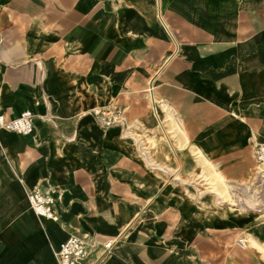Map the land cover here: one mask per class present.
Wrapping results in <instances>:
<instances>
[{"label":"crops","instance_id":"obj_1","mask_svg":"<svg viewBox=\"0 0 264 264\" xmlns=\"http://www.w3.org/2000/svg\"><path fill=\"white\" fill-rule=\"evenodd\" d=\"M98 107L124 123L104 128ZM24 110L32 133L0 130V264H57L71 235L89 244L81 264H264L230 244L253 214L209 212L153 170L191 178L201 152L245 196L264 142V0H0V114ZM35 186L58 221L31 209Z\"/></svg>","mask_w":264,"mask_h":264},{"label":"built area","instance_id":"obj_2","mask_svg":"<svg viewBox=\"0 0 264 264\" xmlns=\"http://www.w3.org/2000/svg\"><path fill=\"white\" fill-rule=\"evenodd\" d=\"M173 40L175 38L173 37ZM95 118L104 127L108 128L116 124H123L125 118L121 110H108L103 107H98L93 110ZM35 114L31 110H24L20 115L9 118L4 114H0V130H7L19 134H30L33 132ZM256 164L249 180L250 187L245 184L244 194L250 197L252 190H256V198L264 200V142L257 144L255 147ZM237 197H239L237 195ZM27 198L33 212L39 216L54 221L59 220V216L55 211V200L49 192H45L42 188L35 186L27 192ZM255 203V202H254ZM254 208V209H252ZM249 209L254 211H264V201L262 204H255ZM115 240H109L104 243V252L108 253L114 246ZM235 245L242 250L249 247V241L245 238H238ZM93 249H98L99 244L92 240L90 245ZM89 244L84 237L71 235L65 239L56 251L58 264H81L90 255Z\"/></svg>","mask_w":264,"mask_h":264},{"label":"rangeland","instance_id":"obj_3","mask_svg":"<svg viewBox=\"0 0 264 264\" xmlns=\"http://www.w3.org/2000/svg\"><path fill=\"white\" fill-rule=\"evenodd\" d=\"M160 128L163 131V133H161L162 136H164L165 133L169 135L167 130L163 126L162 120L160 123ZM127 132H129V130ZM133 134L136 135L137 137H143V139L145 140L143 144H145V146L152 147V146L157 145L155 144V138L152 139V137L148 136V134H142V136H140L139 134L135 132H133ZM165 137H166V134H165ZM143 139L141 140L142 142L144 141ZM155 150L156 149H151L152 154H155L154 153ZM148 152L149 151L147 150V153ZM194 155H195V158L197 157L198 159L197 162H202L201 163L202 171H200L197 175L192 176L191 178H188V176L184 172L179 173V170H176V173H175L176 180H174L173 178L175 175L171 173H166L157 168L153 170L156 173H158L160 176H163L167 184H171L173 186H178V187H182V186L186 188L188 187L190 189V191H187L189 192V195H190L189 198H191V200L194 201L195 203L206 208L209 212L216 213V214H223L224 211L228 213L231 211V212H235L236 215H238L239 217L248 216L249 213L253 214L255 216V219L252 220V223L247 225L246 228L248 229H245L242 233H237V235L235 234V236H233V238L230 239L231 240L230 244L232 246L231 248H235V250H238L242 253H247V252H251L252 250H254L264 260V226L260 228L261 225L258 224V221H257V219L259 218H260L259 220L264 221V211L258 212V211H254L250 209L245 210L244 208H242V205L236 202L235 194H237V192L235 190L237 189L234 187L232 182L228 181L224 177V175L217 168H215L214 164H212L209 160H204L201 152L197 154V151H194ZM155 156L154 158L156 159L157 157ZM148 158L152 159L151 161L152 163H156V161L151 157V153H148ZM144 159L147 160V155L145 154V152H144ZM158 161L163 163V161H160V160ZM166 165L175 167L178 164H173L171 162L167 164L166 162ZM250 179L251 178L245 181L246 185L249 184ZM237 198L241 200H246V199H249V196L241 195ZM261 199L262 198H256L254 200L255 204H262L264 200L261 201ZM242 237L247 238V240L249 241V247L246 250H242L235 245L236 240ZM251 238H253L254 241H256V243L262 246V248L261 247L259 248L257 246H252L250 243Z\"/></svg>","mask_w":264,"mask_h":264},{"label":"bare ground","instance_id":"obj_4","mask_svg":"<svg viewBox=\"0 0 264 264\" xmlns=\"http://www.w3.org/2000/svg\"><path fill=\"white\" fill-rule=\"evenodd\" d=\"M152 87L149 85V94H150V99H151V102H152V104L154 105V108L156 109V111H157V109L159 108L160 109V107L157 105V101L155 100V98L153 97V96H151L152 95ZM160 122H161V120H160ZM166 134V137H167V141H170V143L173 145V143L171 142V139H170V137H169V135H167V133H165ZM173 148H174V151H175V153L177 154V152H176V147H174L173 146ZM148 153H150V152H148ZM202 154V153H201ZM204 154H202V157L203 158H205L204 156H203ZM150 159V162L152 161V159L151 158H149ZM248 188L250 187V183L249 184H247L246 185ZM256 191H257V189L256 190H252V193L250 194V197H249V199H246V200H241V199H239V198H237V194H235V199H236V202L238 203V204H241L242 205V208H244L245 210H248L249 208V206L250 207H253L254 205H255V203H254V200L256 199V196H255V193H256ZM251 198V199H250ZM252 209H254V208H252ZM251 210V209H250ZM243 238V237H242ZM245 238V237H244ZM245 239H247V238H245ZM250 243H251V245L252 246H257V247H261L262 248V246H260L258 243H256V241H254V239L253 238H251L250 239ZM55 256H56V252H55ZM56 260H57V257H56ZM57 264H58V260H57Z\"/></svg>","mask_w":264,"mask_h":264}]
</instances>
